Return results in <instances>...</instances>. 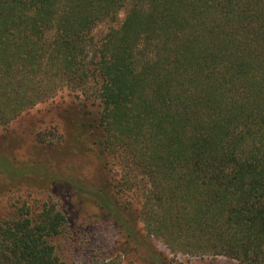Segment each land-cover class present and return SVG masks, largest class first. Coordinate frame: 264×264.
Returning <instances> with one entry per match:
<instances>
[{
	"label": "trees",
	"instance_id": "16d2710c",
	"mask_svg": "<svg viewBox=\"0 0 264 264\" xmlns=\"http://www.w3.org/2000/svg\"><path fill=\"white\" fill-rule=\"evenodd\" d=\"M63 86L96 92L81 143L118 159L150 237L264 264V0H0V127ZM68 226L53 201L0 211V264H125L66 260Z\"/></svg>",
	"mask_w": 264,
	"mask_h": 264
},
{
	"label": "rangeland",
	"instance_id": "374dc122",
	"mask_svg": "<svg viewBox=\"0 0 264 264\" xmlns=\"http://www.w3.org/2000/svg\"><path fill=\"white\" fill-rule=\"evenodd\" d=\"M125 13L121 11L120 22ZM100 111L94 90L76 92L63 86L54 97L0 127V211L16 203L39 209L55 202L69 218L66 233L57 241L59 250L77 263L120 257L125 264H145L144 252L128 241L132 227L135 238L150 241L173 264H242L225 256L175 254L148 235L141 217L145 197L126 184L118 159L107 156L104 170L98 155L81 143L84 123L95 122ZM104 174L107 193L100 190Z\"/></svg>",
	"mask_w": 264,
	"mask_h": 264
}]
</instances>
